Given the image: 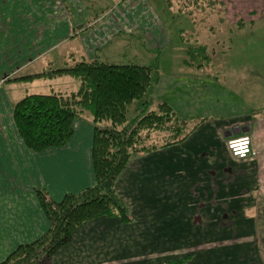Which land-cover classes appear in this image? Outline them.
Wrapping results in <instances>:
<instances>
[{
  "label": "crops",
  "instance_id": "1",
  "mask_svg": "<svg viewBox=\"0 0 264 264\" xmlns=\"http://www.w3.org/2000/svg\"><path fill=\"white\" fill-rule=\"evenodd\" d=\"M217 2L231 28L264 20V0ZM13 6L19 9H4ZM84 23L68 14L62 0H0V263L48 231L37 191L60 202L95 183L92 122L82 116L65 146L34 152L16 130L13 107L37 94L38 80L9 81L54 68L50 55L72 46L74 28ZM223 34L234 40L233 32L217 35ZM94 42L82 37L73 48L81 49L76 57L95 56ZM72 51L59 60L73 58ZM4 63L11 66L7 73ZM216 63L214 77L158 75L154 98L196 127L184 141L133 160L123 171L115 190L132 222L101 217L80 225L49 264H168L186 257L182 264H264V80L247 66L249 76L232 75L226 84ZM210 64L185 66L201 71ZM241 136L251 138L255 152L245 160L226 149L229 139Z\"/></svg>",
  "mask_w": 264,
  "mask_h": 264
},
{
  "label": "trees",
  "instance_id": "2",
  "mask_svg": "<svg viewBox=\"0 0 264 264\" xmlns=\"http://www.w3.org/2000/svg\"><path fill=\"white\" fill-rule=\"evenodd\" d=\"M168 7L176 2L181 11L193 15L203 4L219 5L217 0H164ZM193 9V10H190ZM185 65H208L205 47L187 51ZM69 76L78 81L74 92L28 95L14 104L13 121L23 143L34 152L60 148L67 144L74 124L89 113L93 125L91 160L95 183L77 194H67L60 202L52 201L44 191L36 197L50 227L39 239L15 249L0 264H49L51 257L68 245L75 230L97 218H118L124 224L132 219L115 190V184L129 163L139 154L184 141L196 124L180 121L164 101L154 98L159 76L151 68L134 64L113 65L82 59L72 66L48 68L10 82L52 80ZM151 89L142 114L127 120V108L141 100ZM103 122H110L103 127ZM154 134L157 142H151ZM163 135V136H160ZM151 142V143H150ZM188 257L168 264H182Z\"/></svg>",
  "mask_w": 264,
  "mask_h": 264
},
{
  "label": "rangeland",
  "instance_id": "3",
  "mask_svg": "<svg viewBox=\"0 0 264 264\" xmlns=\"http://www.w3.org/2000/svg\"><path fill=\"white\" fill-rule=\"evenodd\" d=\"M62 1L70 16L79 15L85 20L81 25L85 27L74 28L76 41L72 46L66 44L50 55L49 58L54 61V68L72 66L80 61L79 57H76L81 51L80 47L76 50L73 48L75 44L81 43L82 37L87 35L89 41L96 40L94 44L97 45L95 56L88 58L90 60L95 59L113 65L145 66L151 68L157 75L162 73L188 75L204 72L213 77L217 60L223 69L219 79L226 84L230 83L232 75L238 74L241 79L243 74L249 76L250 71L247 73V66L249 68L253 66L256 76L262 75L259 78L264 80V20L247 23L239 30L235 25L231 28V23L225 21L226 8L220 5L208 8L204 3L200 10L190 9L193 10V15H190L186 10L181 11L177 2L172 7H168L164 0ZM4 9L16 12L19 7ZM228 13L231 14V9ZM90 25H93L91 29H89ZM85 29L87 33L84 35L82 31ZM221 30L223 33L233 32L234 40H227L226 34L218 36ZM219 41L224 42L223 47L214 45V42ZM231 41H234V45H229ZM202 45L208 46L206 52L211 56L212 69L203 68L197 71L185 66L187 51ZM70 51L73 52V58H68L64 62L59 60L65 53L70 54ZM47 61L43 60L42 64ZM3 67L5 73L10 71L11 66L4 63ZM258 67L261 71H258ZM34 84L37 94L50 95L57 92H74L78 81L63 76L48 81L38 80ZM151 97L152 93L149 89L141 100L133 101L128 106L129 122L142 114V104L150 101ZM82 118L91 121L89 113H84ZM102 126L109 127L110 122H103ZM158 139L159 135L154 134L151 142H157ZM148 155L150 153L139 154L133 160L147 158Z\"/></svg>",
  "mask_w": 264,
  "mask_h": 264
},
{
  "label": "built area",
  "instance_id": "4",
  "mask_svg": "<svg viewBox=\"0 0 264 264\" xmlns=\"http://www.w3.org/2000/svg\"><path fill=\"white\" fill-rule=\"evenodd\" d=\"M241 137H245V136H241ZM241 137L229 139L226 142V149L232 158H235L238 160H245L247 158L253 157L255 155V152L252 149L251 138L249 136H246L248 138V143L245 146L243 143L239 142ZM233 141L237 143H235L234 146H230V142H233ZM245 147L247 149V155L244 157L237 156L236 153L240 151H244Z\"/></svg>",
  "mask_w": 264,
  "mask_h": 264
},
{
  "label": "clouds",
  "instance_id": "5",
  "mask_svg": "<svg viewBox=\"0 0 264 264\" xmlns=\"http://www.w3.org/2000/svg\"><path fill=\"white\" fill-rule=\"evenodd\" d=\"M239 142L243 143L246 146L247 143H248V138L246 136L245 137H241ZM235 143H237V142H234V141L233 142H230V146H234ZM236 155L237 156H240V157L246 156L247 155V149H246V147H245V150L244 151L237 152Z\"/></svg>",
  "mask_w": 264,
  "mask_h": 264
}]
</instances>
